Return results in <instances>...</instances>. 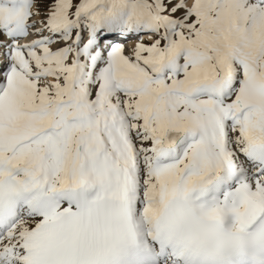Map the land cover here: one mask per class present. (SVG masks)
Returning a JSON list of instances; mask_svg holds the SVG:
<instances>
[{
	"label": "snow or ice",
	"instance_id": "snow-or-ice-1",
	"mask_svg": "<svg viewBox=\"0 0 264 264\" xmlns=\"http://www.w3.org/2000/svg\"><path fill=\"white\" fill-rule=\"evenodd\" d=\"M0 264H264V0H0Z\"/></svg>",
	"mask_w": 264,
	"mask_h": 264
}]
</instances>
